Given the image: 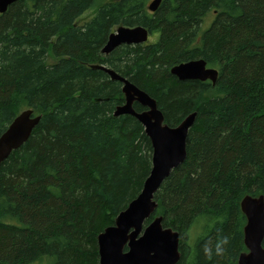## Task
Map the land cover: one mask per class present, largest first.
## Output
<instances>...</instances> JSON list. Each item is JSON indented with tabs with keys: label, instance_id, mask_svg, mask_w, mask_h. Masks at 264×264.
<instances>
[{
	"label": "trees",
	"instance_id": "obj_1",
	"mask_svg": "<svg viewBox=\"0 0 264 264\" xmlns=\"http://www.w3.org/2000/svg\"><path fill=\"white\" fill-rule=\"evenodd\" d=\"M151 1L17 0L0 12V136L24 109L41 115L0 165V264H100L99 234L143 190L152 141L115 115L123 83L97 64L155 98L170 126L197 112L145 225L163 216L180 233L177 264H238L247 251L241 201L264 195V0H163L155 12ZM120 25L159 37L103 53ZM199 58L219 70L215 84L171 73Z\"/></svg>",
	"mask_w": 264,
	"mask_h": 264
},
{
	"label": "water",
	"instance_id": "obj_2",
	"mask_svg": "<svg viewBox=\"0 0 264 264\" xmlns=\"http://www.w3.org/2000/svg\"><path fill=\"white\" fill-rule=\"evenodd\" d=\"M17 0H0V12L7 11ZM163 0H152L148 9L155 12ZM150 31L143 25H120L109 35L102 52L111 53L122 44H139L149 40ZM106 71L113 80L123 83L125 103L116 108L115 115L131 114L145 128L153 145L152 169L142 192L116 217L115 224L98 236L100 264H177L181 258L180 233L163 224V216H156L145 225L157 210L155 194L164 181L187 158V139L194 125L197 112H192L177 126L165 122V116L157 100L127 77L104 65H94ZM180 80H218L219 70L208 66L205 59L181 62L171 68ZM138 102L146 109L137 111ZM41 115L32 108L24 109L0 136V165L16 149L20 148L40 123ZM247 223L244 227V243L247 251L240 254L238 264H264V195L247 194L241 201Z\"/></svg>",
	"mask_w": 264,
	"mask_h": 264
},
{
	"label": "rangeland",
	"instance_id": "obj_3",
	"mask_svg": "<svg viewBox=\"0 0 264 264\" xmlns=\"http://www.w3.org/2000/svg\"><path fill=\"white\" fill-rule=\"evenodd\" d=\"M94 14V11H92V10H89V11H87V12H85V14L82 16V20H81V22H84V20H86V19H88V18H90L92 15ZM207 23L205 24V26H208V24L211 22V20H212V17H211V15L210 16H208L207 17ZM117 29V28H116ZM115 29V30H116ZM158 37H159V35H158V33H154V34H152V35H150L149 36V42H153V41H156L157 39H158ZM51 60H53V59H51ZM168 227V226H167ZM200 230H199V227H194V228H192L191 230H190V238H189V241L191 242L192 240L194 241V239H195V236L197 235V233L199 232ZM193 241H192V243H193ZM48 259L47 260H43L42 262H36V263H33V264H48Z\"/></svg>",
	"mask_w": 264,
	"mask_h": 264
},
{
	"label": "clouds",
	"instance_id": "obj_4",
	"mask_svg": "<svg viewBox=\"0 0 264 264\" xmlns=\"http://www.w3.org/2000/svg\"><path fill=\"white\" fill-rule=\"evenodd\" d=\"M223 243H227V239L226 238L224 239ZM221 251H222V248L218 246L217 247V254H220Z\"/></svg>",
	"mask_w": 264,
	"mask_h": 264
}]
</instances>
